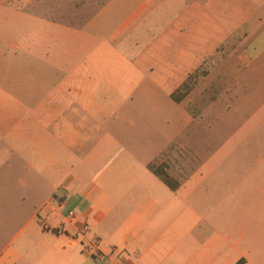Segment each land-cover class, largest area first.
<instances>
[{"label":"crops","instance_id":"crops-1","mask_svg":"<svg viewBox=\"0 0 264 264\" xmlns=\"http://www.w3.org/2000/svg\"><path fill=\"white\" fill-rule=\"evenodd\" d=\"M176 1L162 0L160 12L170 11ZM217 1L208 0V10L193 3L175 16L166 13L165 31L175 38H194L199 52L202 38L215 45L218 35L228 36L217 21ZM25 2L34 5L36 0H0V264H264V220L250 222L247 206L232 207L235 193L225 185L227 175H212L213 166L227 161L230 152L264 142V103L190 176L178 179L176 191L148 171L145 195L138 197L132 187L119 186L115 192L121 147L102 126L105 83L86 62L58 63L52 57L57 52L71 55L73 39L80 51L88 35L61 25L64 31L55 30L59 18L27 11L21 7ZM250 11L238 10L239 24L229 30L252 39L223 69L229 83L264 54V14L252 17ZM154 18L150 23H159ZM246 22L249 29L239 30ZM177 46L178 58L189 59L185 46ZM235 46L226 54L237 53ZM196 89L177 104L186 107ZM210 111H195L193 117ZM255 182L264 203V175ZM217 192L224 204L221 212L235 211L236 220H216L218 207L210 203ZM17 221L20 230L7 238ZM95 242L104 260L90 250Z\"/></svg>","mask_w":264,"mask_h":264},{"label":"rangeland","instance_id":"rangeland-1","mask_svg":"<svg viewBox=\"0 0 264 264\" xmlns=\"http://www.w3.org/2000/svg\"><path fill=\"white\" fill-rule=\"evenodd\" d=\"M51 1V7L49 0H36L34 5L26 2L21 5V2L20 5L44 18H59L57 31H64L60 28L64 27L68 29L65 31L87 33L88 39L80 51L76 50L77 40L73 39L71 55L57 52L52 57L58 63L69 61L75 65L86 62L92 68L91 72L105 83L102 126L112 133L121 147V178L112 185L115 192L120 187H132L138 197L145 195L148 177L144 176L151 171L150 166L167 167L170 179L181 185L178 179L190 176L204 158L233 136L245 124L248 115L264 103V54L247 62L234 83L226 80L223 70L252 40L240 37V31L229 30L239 24L237 11L240 9L246 15V10H251L252 17L264 14V4L259 5L256 0L217 1V21L226 26L228 36L218 35L215 39L218 51L212 55L210 50L215 46L212 40L204 43L202 38L199 52L194 38L186 35L175 38L173 33L165 31L169 25L166 13L175 16L193 3L201 10H208V0H179L168 12L159 10L162 0ZM153 16L159 23H150ZM90 22L92 24L87 26ZM249 25L246 22L239 30L249 29ZM192 44L195 48L190 47ZM177 45L185 46L189 59L181 61L178 58L174 50ZM232 45H236L237 53L226 54ZM212 65L211 71L209 67ZM189 74L192 75L189 82L192 88L188 94L197 89L184 107L174 102L170 94ZM208 109L212 110L208 116L193 117V112L202 113ZM87 121L90 126L91 118L88 117ZM184 142L185 148L182 149ZM244 149L230 152L227 161L213 166L212 175H227L225 185L235 193L232 207L236 204L247 206L250 222H257L258 219L264 220V213H261L264 203L255 187L256 176L264 175V142L249 151ZM172 167L174 169L168 172ZM221 183L224 185L223 180ZM219 192L210 203L218 207L216 220H236L235 211L221 212L224 204ZM21 224L17 221L7 230V238L18 232Z\"/></svg>","mask_w":264,"mask_h":264},{"label":"trees","instance_id":"trees-1","mask_svg":"<svg viewBox=\"0 0 264 264\" xmlns=\"http://www.w3.org/2000/svg\"><path fill=\"white\" fill-rule=\"evenodd\" d=\"M192 75H190L186 81L184 82V84L177 89L175 92H173L170 95V98L176 102V103H180L188 94V92L191 90V86L189 85V82L191 83V78ZM194 83V82H193ZM150 170L157 175L172 191H176L177 188L179 187L178 183H175L174 181H172L170 179V177L168 176V174L166 173L165 169L162 168H154L152 166L149 167Z\"/></svg>","mask_w":264,"mask_h":264},{"label":"built area","instance_id":"built-area-1","mask_svg":"<svg viewBox=\"0 0 264 264\" xmlns=\"http://www.w3.org/2000/svg\"><path fill=\"white\" fill-rule=\"evenodd\" d=\"M75 215H76L75 211H71V212L69 213V216L71 217V219L75 218ZM83 230H84L85 232H87V231L89 230V227H88L87 224H85ZM96 247H97V242H95L94 244L92 243V244L89 245L90 250L94 251V254H95L99 259L104 260V259H105V256L102 255L101 253L97 252V251L95 250ZM122 264H129V263H128V262H123Z\"/></svg>","mask_w":264,"mask_h":264}]
</instances>
